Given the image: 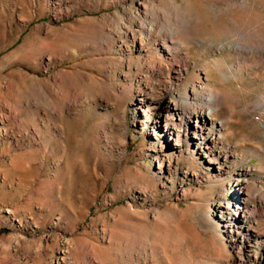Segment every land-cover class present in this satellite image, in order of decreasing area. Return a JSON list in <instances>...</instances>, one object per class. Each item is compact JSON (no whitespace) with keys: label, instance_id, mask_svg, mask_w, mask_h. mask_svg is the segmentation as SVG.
<instances>
[{"label":"rangeland","instance_id":"1","mask_svg":"<svg viewBox=\"0 0 264 264\" xmlns=\"http://www.w3.org/2000/svg\"><path fill=\"white\" fill-rule=\"evenodd\" d=\"M256 232L264 0H0V264H264Z\"/></svg>","mask_w":264,"mask_h":264},{"label":"bare ground","instance_id":"2","mask_svg":"<svg viewBox=\"0 0 264 264\" xmlns=\"http://www.w3.org/2000/svg\"><path fill=\"white\" fill-rule=\"evenodd\" d=\"M195 40H197L196 43L197 42L198 43L201 42V40L199 38H196ZM216 47L220 48V50L221 49L224 50L225 48L226 49L237 50L238 47H240V46H238L237 44H234V45L230 46L228 44H223L222 43V44H216ZM229 51H231V50H229ZM250 52H253V49H252V51L250 50ZM213 92L214 91L212 90L211 93H213ZM211 93L207 97L208 101L212 102L211 106H209V103H208L209 107H207V109H208L209 112L216 111L218 106H219L218 101H220V100L217 99V97L219 95V94H217L218 92L216 93L217 97H215L216 95H212ZM183 100L186 103L188 102V99H186V98L183 99ZM162 112L165 113L164 114V120L161 119L163 117V113ZM190 114H192V113H190ZM203 115H204V113L202 112V114H200V115L196 114L195 117L205 118V116L203 117ZM169 116H172V117L169 118ZM174 116L177 117V119H175ZM183 116H184L183 111L180 110L179 108H177L176 104H174V107L172 106L170 108H166V110H164V111L158 112L156 119H157L158 123H162L163 128L165 129V131L168 132V134L170 133V135H172L174 133L176 135V137H178L179 133H180L179 129H180V126H181L180 125L181 122L180 123H175V121H177V120L178 121H183V119H184ZM202 120H205V119H202ZM193 137L196 139V145L199 147L200 151L205 152V154H213L216 151L214 149L216 147V142H217V137L215 135H213V134L212 135L211 134L210 135H207V134L206 135H202V134H200L198 136L194 135ZM235 183L238 186V191H241L242 194L246 195V192H247V181L245 179V176H242L239 179H237V181ZM238 201L241 203L239 208L235 210V213L233 214L232 217H228L227 216L228 218L225 219L224 228L226 230L234 228L235 232L237 233V235L240 233L242 235V239H243L245 237V234L243 235L242 232L245 231V230L248 231L251 228V225L253 224V222L250 220L251 219V211H250L251 209H249L250 205L247 202V200L238 198ZM254 240L258 241V242L259 241L260 242H264V233L263 232L262 233L256 232V234L254 236Z\"/></svg>","mask_w":264,"mask_h":264},{"label":"crops","instance_id":"3","mask_svg":"<svg viewBox=\"0 0 264 264\" xmlns=\"http://www.w3.org/2000/svg\"><path fill=\"white\" fill-rule=\"evenodd\" d=\"M25 158H24V156L22 155V154H19V155H17L16 157H15V160H16V165H17V168H20L21 169V165H20V163H22V161H24L25 162V160H24Z\"/></svg>","mask_w":264,"mask_h":264},{"label":"water","instance_id":"4","mask_svg":"<svg viewBox=\"0 0 264 264\" xmlns=\"http://www.w3.org/2000/svg\"><path fill=\"white\" fill-rule=\"evenodd\" d=\"M146 140H147V142L150 143L151 138H150V137H147ZM171 148H172V147H170V146H168V148H167V150H168L170 153H171V151H170Z\"/></svg>","mask_w":264,"mask_h":264},{"label":"built area","instance_id":"5","mask_svg":"<svg viewBox=\"0 0 264 264\" xmlns=\"http://www.w3.org/2000/svg\"><path fill=\"white\" fill-rule=\"evenodd\" d=\"M167 95V98H168V94H166Z\"/></svg>","mask_w":264,"mask_h":264}]
</instances>
